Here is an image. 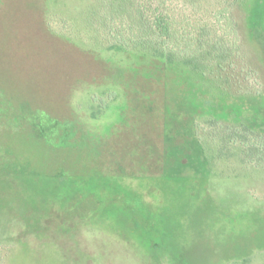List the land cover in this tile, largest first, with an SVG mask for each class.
<instances>
[{"label":"rangeland","instance_id":"obj_1","mask_svg":"<svg viewBox=\"0 0 264 264\" xmlns=\"http://www.w3.org/2000/svg\"><path fill=\"white\" fill-rule=\"evenodd\" d=\"M109 3L0 0L7 264H264V173L210 167L191 147L163 111L162 75L98 36ZM255 3L241 17L264 65ZM133 194L154 212L152 238L128 218Z\"/></svg>","mask_w":264,"mask_h":264},{"label":"trees","instance_id":"obj_2","mask_svg":"<svg viewBox=\"0 0 264 264\" xmlns=\"http://www.w3.org/2000/svg\"><path fill=\"white\" fill-rule=\"evenodd\" d=\"M252 1L264 33L263 0H110L96 24L106 48L138 52L162 75L168 85L164 113L184 128L210 167L234 161L256 174L264 173V65L241 17ZM128 200L129 220L143 225V236L154 237V212L136 194ZM0 234V264H7L13 246L7 231Z\"/></svg>","mask_w":264,"mask_h":264}]
</instances>
